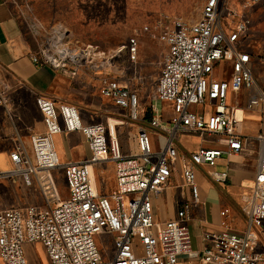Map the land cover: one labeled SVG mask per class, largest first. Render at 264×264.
I'll return each instance as SVG.
<instances>
[{
    "label": "built area",
    "instance_id": "obj_1",
    "mask_svg": "<svg viewBox=\"0 0 264 264\" xmlns=\"http://www.w3.org/2000/svg\"><path fill=\"white\" fill-rule=\"evenodd\" d=\"M261 1L207 0L199 22L176 20L161 34L166 56L152 100L168 105L169 117L160 114L157 103L148 112L142 111L138 93L124 79L125 71L114 72L124 62L137 63L135 38L124 48L127 55L124 49L110 57L103 53L99 63L103 68L92 49L76 52L48 42L34 54L37 65L71 77L91 71L98 79L101 97L124 112L125 119L140 125L138 151L126 155L109 122L85 125L75 106L38 98L47 131L31 138L35 161L18 146L11 155L15 169L0 172V181L22 176L32 185L35 180L45 203L0 210V260L4 264H32L28 247L36 245L42 246L50 264H180L183 258L192 264H264L259 234L264 226V133L255 137L258 159L256 178L245 201L246 231L205 232L202 247L194 249L189 228L193 206L200 204L201 197L197 167H214L222 155L240 154L248 141L238 129L240 121L228 103L229 95L251 90L248 108L264 105V89L255 76L249 43L246 49L253 26L250 12ZM259 61L264 78V55ZM6 103V90L0 84V106ZM117 121V127L125 126L124 120ZM76 131L85 137L91 158L61 163L53 137ZM180 134L217 137L226 150L202 148L181 158L176 144ZM179 161L182 188L188 197L174 219L158 222L154 201L169 187ZM109 165L115 170L116 189L102 195L94 169H101L104 177ZM57 169L64 171L68 191L64 200L52 174ZM210 177L218 185L227 184L230 178L229 173H210ZM228 214L225 210L221 216ZM98 236L111 238L113 253L101 249Z\"/></svg>",
    "mask_w": 264,
    "mask_h": 264
},
{
    "label": "crops",
    "instance_id": "obj_2",
    "mask_svg": "<svg viewBox=\"0 0 264 264\" xmlns=\"http://www.w3.org/2000/svg\"><path fill=\"white\" fill-rule=\"evenodd\" d=\"M233 4L235 8H239L236 1ZM19 12L15 0H0V84L6 90L7 99L6 105L0 106L1 173L15 169L11 155L18 146L22 145L25 153L32 155L31 138L35 135H43L47 131L44 116L37 105L38 98H46L58 104L79 108L85 125H92L86 111H91L100 118L98 112L101 109L100 102L94 99L91 85L82 77H71L34 63L33 56L40 50L42 40ZM250 15L253 19L250 39L255 76L258 85L264 89V78L259 61V58L264 55V0L251 10ZM252 93L253 91L244 89L239 95L230 94L228 100L240 121L238 128L240 133L248 137L242 152L232 156L222 155L214 167H197L201 197L200 204L193 206V218L189 223L194 249L202 247V235L205 232L220 233L228 230L242 234L247 229L248 207L245 201L250 195V188L256 178L258 159V142L255 137L264 133V105L248 108ZM109 103L114 107L111 102ZM165 108L171 114L170 107L165 105ZM103 111L101 110V114ZM111 122L115 124L113 129L116 132L117 122L115 120ZM153 133L157 134V132ZM213 138L215 140L212 145H206L205 142L202 143L199 135L180 134L176 143L179 156L189 158L191 153L202 148L226 150L217 137ZM53 145L61 163L83 162L90 159L92 155L81 132L57 134L53 137ZM123 152L126 154L131 150L124 149ZM133 152L132 149L131 153ZM111 168L114 169L113 165H109L104 174ZM180 171L179 161L174 166L169 187L160 198L154 201L155 217L158 222L164 223L174 219L183 201L188 197L187 191L182 188ZM94 172L100 194L109 195L102 192L100 182L103 171L95 167ZM210 173H229V182L218 185L212 180ZM44 203V197L40 196L36 205H44ZM225 210H229V214L222 217L221 213ZM259 234L264 249V226ZM180 264L192 263L183 258Z\"/></svg>",
    "mask_w": 264,
    "mask_h": 264
},
{
    "label": "rangeland",
    "instance_id": "obj_3",
    "mask_svg": "<svg viewBox=\"0 0 264 264\" xmlns=\"http://www.w3.org/2000/svg\"><path fill=\"white\" fill-rule=\"evenodd\" d=\"M207 0H15L21 17L33 27L42 40L41 48L52 42L65 45L76 52L92 49L97 55L96 63H102L103 53L107 57L127 47L129 41H138V61L135 64L124 62L118 72L125 71L124 79L138 93L140 108L148 112L152 104L157 103L160 114L170 116L165 104L152 100L153 91L166 56V47L160 41L161 34L171 28L176 20L197 23L202 18V11ZM253 20V19H252ZM253 27V26H252ZM149 31H146V29ZM250 35L248 43L251 49ZM124 55H127L124 49ZM221 66L217 75L222 74ZM100 71V70H99ZM111 70L101 69L106 73ZM91 85L94 99L100 102V118L93 112L86 111L92 124L109 122L115 135V124L111 120H124L125 126L117 127L116 132L122 151H137L139 124L124 118V112L115 109L99 94V83L91 71L84 70L78 76ZM82 121V112L78 108ZM101 110L103 111L101 114ZM98 118V120H96ZM201 137V136H200ZM202 143L212 145L213 137H201ZM35 161V155H28ZM55 185L62 200L67 199L68 191L64 171L57 169L53 173ZM32 181V180H31ZM115 172L109 169L101 179L102 192L110 194L115 190ZM42 196L41 186L37 181L26 183L22 176L0 181V210L36 205ZM101 249L111 247L110 237L98 236ZM28 258L32 264H50L42 246L28 247ZM0 264H4L0 260Z\"/></svg>",
    "mask_w": 264,
    "mask_h": 264
},
{
    "label": "bare ground",
    "instance_id": "obj_4",
    "mask_svg": "<svg viewBox=\"0 0 264 264\" xmlns=\"http://www.w3.org/2000/svg\"><path fill=\"white\" fill-rule=\"evenodd\" d=\"M103 67H104L103 64H99V68H103ZM115 134H116V132H115Z\"/></svg>",
    "mask_w": 264,
    "mask_h": 264
},
{
    "label": "trees",
    "instance_id": "obj_5",
    "mask_svg": "<svg viewBox=\"0 0 264 264\" xmlns=\"http://www.w3.org/2000/svg\"><path fill=\"white\" fill-rule=\"evenodd\" d=\"M147 115H148V118H150V117H151V114H150V113H148Z\"/></svg>",
    "mask_w": 264,
    "mask_h": 264
}]
</instances>
